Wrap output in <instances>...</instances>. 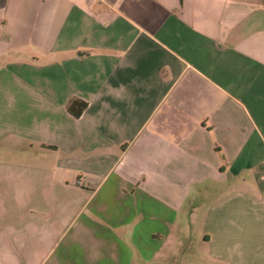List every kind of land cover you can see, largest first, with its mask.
<instances>
[{"label":"crops","instance_id":"crops-1","mask_svg":"<svg viewBox=\"0 0 264 264\" xmlns=\"http://www.w3.org/2000/svg\"><path fill=\"white\" fill-rule=\"evenodd\" d=\"M192 229L264 264V0H0V264H162Z\"/></svg>","mask_w":264,"mask_h":264},{"label":"rangeland","instance_id":"rangeland-1","mask_svg":"<svg viewBox=\"0 0 264 264\" xmlns=\"http://www.w3.org/2000/svg\"><path fill=\"white\" fill-rule=\"evenodd\" d=\"M188 233H191V241L185 242L180 245L175 252V257L164 261L162 264H217L212 261L208 256L207 246L199 244L195 239V231L192 229ZM264 246H258L257 250H264Z\"/></svg>","mask_w":264,"mask_h":264},{"label":"trees","instance_id":"trees-1","mask_svg":"<svg viewBox=\"0 0 264 264\" xmlns=\"http://www.w3.org/2000/svg\"><path fill=\"white\" fill-rule=\"evenodd\" d=\"M85 108V103L80 100H71L66 108V112L73 118H78Z\"/></svg>","mask_w":264,"mask_h":264}]
</instances>
